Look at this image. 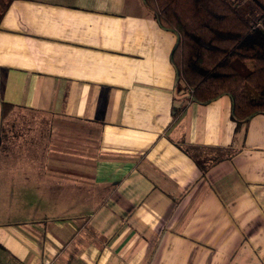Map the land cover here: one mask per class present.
Segmentation results:
<instances>
[{
    "label": "crops",
    "instance_id": "0c3cea01",
    "mask_svg": "<svg viewBox=\"0 0 264 264\" xmlns=\"http://www.w3.org/2000/svg\"><path fill=\"white\" fill-rule=\"evenodd\" d=\"M176 40L143 0L10 2L0 264H264V113L177 92Z\"/></svg>",
    "mask_w": 264,
    "mask_h": 264
},
{
    "label": "trees",
    "instance_id": "16d2710c",
    "mask_svg": "<svg viewBox=\"0 0 264 264\" xmlns=\"http://www.w3.org/2000/svg\"><path fill=\"white\" fill-rule=\"evenodd\" d=\"M11 1L0 0V19ZM143 3L161 27L177 33L170 52L177 92L200 103L228 94L237 125L264 113V0ZM12 107L1 102V120Z\"/></svg>",
    "mask_w": 264,
    "mask_h": 264
},
{
    "label": "rangeland",
    "instance_id": "374dc122",
    "mask_svg": "<svg viewBox=\"0 0 264 264\" xmlns=\"http://www.w3.org/2000/svg\"><path fill=\"white\" fill-rule=\"evenodd\" d=\"M20 111V110H19ZM24 113H26V112H24Z\"/></svg>",
    "mask_w": 264,
    "mask_h": 264
}]
</instances>
